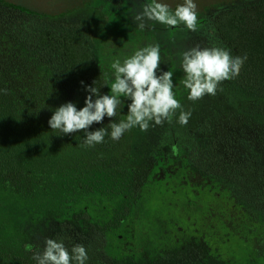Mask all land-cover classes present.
<instances>
[{"label":"trees","instance_id":"1","mask_svg":"<svg viewBox=\"0 0 264 264\" xmlns=\"http://www.w3.org/2000/svg\"><path fill=\"white\" fill-rule=\"evenodd\" d=\"M106 2L116 5L93 0L81 12H102ZM125 9L123 16L131 12ZM202 11L198 31L183 24L169 31L187 34L186 50L219 46L246 55L239 75L195 102L174 85L191 111L187 125L177 110L164 122L167 134L139 136L135 127L118 141L106 135L84 147L82 130L57 135L48 120L65 102L83 107L94 81L110 94L103 84L114 80L115 47L108 41L93 50V32L72 12L45 14L0 0V89H7L0 92V264H36L33 251L46 237L69 251L82 244L86 264H264V0ZM119 19L118 28L125 23ZM103 30L113 32L109 24ZM128 103L89 130L125 118ZM138 142L148 149L136 157ZM158 166L177 177L178 204L168 203ZM131 219L132 245L124 226Z\"/></svg>","mask_w":264,"mask_h":264},{"label":"clouds","instance_id":"2","mask_svg":"<svg viewBox=\"0 0 264 264\" xmlns=\"http://www.w3.org/2000/svg\"><path fill=\"white\" fill-rule=\"evenodd\" d=\"M137 27L143 31L149 21L158 22L166 27L183 24L190 31L199 30L197 4L194 0H183L171 9L162 0H146L141 9L132 16ZM247 56H233L229 49L219 46L191 47L181 54V68L185 74L181 81L189 90L188 99L197 101L205 95L215 96L225 80L236 78ZM160 46L149 44L139 48L121 61L116 58L110 67L114 80H106L103 85L110 88V94H102L100 87L86 85L88 93L84 106L77 108L71 102L56 107L48 120L50 129L57 135L84 132V147H93L104 142L106 135L119 140L122 135L139 127L147 131L150 126L171 123L177 110L178 122L187 125L191 111H184L181 102L173 91V71L160 70ZM83 85L84 82L81 81ZM7 92V89H0ZM95 97V98H94ZM127 104V115L118 122L110 119L107 128L100 127L90 131L93 123H102L105 116L116 118L117 110ZM31 250V249H30ZM32 259L36 264H86L88 255L82 244H74L69 251L65 243L53 238H45L42 250L33 251Z\"/></svg>","mask_w":264,"mask_h":264},{"label":"rangeland","instance_id":"3","mask_svg":"<svg viewBox=\"0 0 264 264\" xmlns=\"http://www.w3.org/2000/svg\"><path fill=\"white\" fill-rule=\"evenodd\" d=\"M22 5L29 7L30 9L36 10L40 13L45 14H58V13H71L68 15L70 18H74V22L79 26H83L84 24L89 26L93 35H91V46L92 49L96 50V47L103 45H107V42L110 41L109 47H115L113 54L110 56V62L112 63L114 59L120 58L121 61L127 56L133 54V52L139 48L147 46L149 44H159L160 46V70H158L157 74L159 75L161 71H173V83L174 85L182 84V80L184 79V74L182 73L181 68V54L186 50L185 44L186 42L183 39L188 40L189 37L187 34L182 33L176 35L174 32H170L173 30V27H166L163 24L158 22L149 21L148 26L145 30L141 31L137 24L133 21L132 16L136 11L141 9V5L146 2V0H112L114 1L111 5L109 3H104L101 11L94 9L92 11L86 12L82 9L88 7L92 9L93 0H11ZM242 0H194L197 4V13H202L204 9L210 8L213 6H227L230 3H235ZM162 2L167 3L171 9H174L177 4L183 2V0H162ZM128 8L131 12L127 16H123L121 13ZM77 13V14H76ZM104 15V16H102ZM106 15H110L106 16ZM119 17H123L125 23L120 28H118L116 20L119 21ZM204 15L200 17L203 19ZM110 26L113 32L106 33L102 29L105 26ZM104 38L106 40H104ZM103 42V43H102ZM183 85V84H182ZM166 122V121H165ZM166 125V124H165ZM164 134L169 133V129L164 128L163 125H154L150 126L147 131H141L139 136H150L155 134ZM149 138L146 139L147 142ZM166 139V138H165ZM163 139V140H165ZM168 141V140H167ZM141 146H137L134 148L136 152V157L143 155V153L147 152L148 147H143L142 142H138ZM168 144V143H167ZM127 148L132 149V147L127 146ZM166 146L163 148L165 149ZM133 150V149H132ZM138 159V158H137ZM156 171L158 179H162V184L165 189L164 191L168 193V203L169 200L178 204L181 199V195L179 194V186L177 184V177L171 178L173 171L169 169V167H154ZM169 181V182H168ZM168 186V189H166ZM213 204V203H212ZM201 204V212L202 206ZM198 212V211H197ZM214 215H219L218 209L212 210ZM161 217L165 218L169 222V213L161 208ZM133 220H129L124 226L125 231L128 232L129 236L127 237L128 242L132 245V234L131 231L133 229ZM130 249V248H128Z\"/></svg>","mask_w":264,"mask_h":264}]
</instances>
